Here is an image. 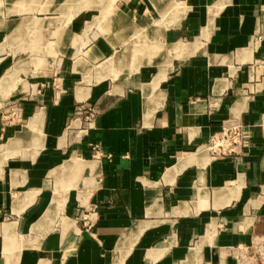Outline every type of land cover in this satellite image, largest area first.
I'll list each match as a JSON object with an SVG mask.
<instances>
[{"label": "crops", "instance_id": "1", "mask_svg": "<svg viewBox=\"0 0 264 264\" xmlns=\"http://www.w3.org/2000/svg\"><path fill=\"white\" fill-rule=\"evenodd\" d=\"M185 3L79 11L6 102L0 15V264H264V0Z\"/></svg>", "mask_w": 264, "mask_h": 264}, {"label": "rangeland", "instance_id": "2", "mask_svg": "<svg viewBox=\"0 0 264 264\" xmlns=\"http://www.w3.org/2000/svg\"><path fill=\"white\" fill-rule=\"evenodd\" d=\"M185 5V0H0V15L13 14L15 22L22 18H26L28 22L30 19L38 22L25 31H18L16 36L8 41L12 57L10 56L5 73L13 72L17 82L9 89L4 102L13 95L23 96L29 93L31 79H37L39 75L47 73L49 68L52 69L51 61L44 55L52 51L54 44L51 41L55 37L63 40V43L68 41L64 33L71 18L79 11H90V15H93L89 22L90 28L99 33L103 32L108 12L115 7H186ZM166 16L167 13L161 20ZM40 29H43L41 33ZM143 32L147 33L145 30ZM40 36L43 44L41 51ZM44 42L47 43L46 46ZM143 46L144 50H149L150 43L145 41Z\"/></svg>", "mask_w": 264, "mask_h": 264}, {"label": "built area", "instance_id": "3", "mask_svg": "<svg viewBox=\"0 0 264 264\" xmlns=\"http://www.w3.org/2000/svg\"><path fill=\"white\" fill-rule=\"evenodd\" d=\"M13 110L15 111V108L12 109V111ZM243 138L244 135L240 125L234 121H227L224 123L219 133L210 137L208 149L214 156L217 154L229 153L233 151L235 145H246V140Z\"/></svg>", "mask_w": 264, "mask_h": 264}, {"label": "bare ground", "instance_id": "4", "mask_svg": "<svg viewBox=\"0 0 264 264\" xmlns=\"http://www.w3.org/2000/svg\"><path fill=\"white\" fill-rule=\"evenodd\" d=\"M8 76V75H7ZM12 78V77H11ZM8 83H9V78H3L1 81H0V90L6 88L8 86ZM10 84V83H9ZM2 92V91H1ZM4 95V94H3Z\"/></svg>", "mask_w": 264, "mask_h": 264}]
</instances>
